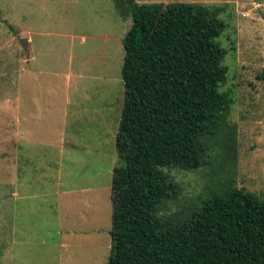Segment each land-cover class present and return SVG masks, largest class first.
I'll use <instances>...</instances> for the list:
<instances>
[{
    "label": "rangeland",
    "instance_id": "1",
    "mask_svg": "<svg viewBox=\"0 0 264 264\" xmlns=\"http://www.w3.org/2000/svg\"><path fill=\"white\" fill-rule=\"evenodd\" d=\"M136 1L202 3L216 7L224 21L217 41L225 49L227 72L219 90L229 94L231 103L215 130L198 136V167L161 168L174 186L156 207L161 224L180 223L210 194L227 187H242L264 199V0ZM116 3L0 0L1 168L5 170L7 148L3 118L13 86L21 94L23 87L32 86L34 95L46 96L47 142L59 143L61 131L63 140L62 155L48 145L49 158L59 167L47 170L60 178L63 206L54 208L50 182L43 199L15 198V232L9 238L20 244L10 264H106L111 174L122 163L114 146L123 101L121 38L131 24ZM31 172L35 177V167ZM85 184L95 187L93 199L85 204L93 206V225L99 231L77 241L79 235L70 230L68 193ZM4 188L5 182L0 192ZM8 232L7 226L0 227V245L9 241ZM60 237L63 246L53 245Z\"/></svg>",
    "mask_w": 264,
    "mask_h": 264
},
{
    "label": "trees",
    "instance_id": "2",
    "mask_svg": "<svg viewBox=\"0 0 264 264\" xmlns=\"http://www.w3.org/2000/svg\"><path fill=\"white\" fill-rule=\"evenodd\" d=\"M116 2L131 24L121 38L114 146L122 163L111 174L106 264H264V199L242 187L210 194L172 227L155 214L174 190L161 168L198 167V136L214 131L231 103L219 90L227 67L218 9Z\"/></svg>",
    "mask_w": 264,
    "mask_h": 264
},
{
    "label": "crops",
    "instance_id": "3",
    "mask_svg": "<svg viewBox=\"0 0 264 264\" xmlns=\"http://www.w3.org/2000/svg\"><path fill=\"white\" fill-rule=\"evenodd\" d=\"M28 41V39H27ZM29 44V42L27 43ZM29 53V50H28ZM31 56L25 60L26 65ZM37 87L36 85H34ZM32 86L23 87L21 89L13 86L11 94L7 98V109L5 114L6 120V160L4 164L5 170L0 165V185L1 188L5 182V188L0 192V227L8 228V240L4 245H0L2 249L0 253V264H10L11 259L17 257V252L14 250L20 242H16L9 234L14 235L15 226L12 218L15 219L16 213L13 207L15 198L21 199L38 198L43 199L47 196V183L54 188V208L58 203L63 206V190L58 188L60 179L56 175L47 172L52 167H59L57 163H53L49 158L50 147L58 151L62 155L63 140L60 132L58 136L59 143L47 142V106L45 103L46 96H36L31 91ZM27 90V93H25ZM40 90L38 85L37 91ZM46 92V90H44ZM25 93V94H24ZM49 136V135H48ZM49 148V149H48ZM52 150V151H53ZM51 151V152H52ZM37 170L35 177L31 178V169ZM94 186L79 185L72 188L74 192L68 193L72 197L70 203H67L71 220V232L77 233V241L82 237H88L87 233H97L99 229L93 224V210L90 205L85 204L93 199L95 193ZM32 190V192H31ZM76 190V191H75ZM28 193V194H27ZM69 197V196H68ZM93 203V202H92ZM35 209V207H33ZM40 208V207H39ZM60 208V210H61ZM31 209V208H30ZM39 211V210H38ZM5 215V217H2ZM6 225V226H5ZM110 228V226H109ZM109 232V229H108ZM58 247L63 246L62 238L60 237Z\"/></svg>",
    "mask_w": 264,
    "mask_h": 264
}]
</instances>
